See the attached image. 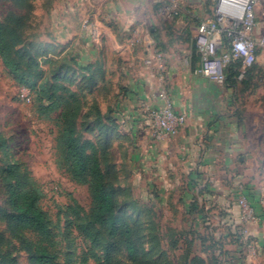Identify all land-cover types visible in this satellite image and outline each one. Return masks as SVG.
Masks as SVG:
<instances>
[{"label":"rangeland","instance_id":"rangeland-1","mask_svg":"<svg viewBox=\"0 0 264 264\" xmlns=\"http://www.w3.org/2000/svg\"><path fill=\"white\" fill-rule=\"evenodd\" d=\"M99 1L0 0V18L5 19L11 12L28 17L19 33L28 42L33 68L44 71L51 84L65 87L68 91L62 93L77 106V135L95 145L102 169L114 186L117 211L130 223L141 249V258L135 264H191L197 256L203 264H264V170L248 171L247 176L249 182L262 189L263 203H257L262 212L250 199L253 193H248V185H241L235 194L245 193L262 221H243L235 196L228 221L219 210H209L206 202H192L187 168L174 156L158 151L156 141L160 140L144 122L129 118L124 69L109 68L116 59L109 47L98 60L107 68H94L91 53L97 38L93 29L98 30V39L104 35L95 18ZM214 3L206 0L203 5L209 19ZM174 11L173 2L156 8L157 15L169 21L180 17ZM255 16L264 32V0H257ZM200 23V19H194L196 29ZM151 25L143 27L144 34L156 26ZM194 31L183 47L188 46L189 62L199 69L201 58ZM246 73L236 83L234 96L245 101L253 144L257 146L262 140L259 147L263 151L254 157L263 161L264 127L260 130L258 118L264 115V107L259 105H263L264 89L259 92L258 88L264 87V51L258 53ZM58 113H41L34 91L20 82L0 56V132L6 140L3 146L0 143V212L10 210L2 170L18 161L43 188V206L51 218L58 260L64 264L66 254L72 252L77 258L89 248V242L70 222L90 221L92 195L87 185L73 180L62 166ZM34 239L36 235L30 231H13L0 216V264H31L23 241ZM90 264L100 262L92 259Z\"/></svg>","mask_w":264,"mask_h":264},{"label":"crops","instance_id":"crops-1","mask_svg":"<svg viewBox=\"0 0 264 264\" xmlns=\"http://www.w3.org/2000/svg\"><path fill=\"white\" fill-rule=\"evenodd\" d=\"M205 1H99L100 5L94 9L95 12L99 10L95 18L103 27L104 35L94 43L91 56L96 62L95 69H105L106 65L98 60L105 56L109 47L116 58L109 68L124 69L130 103L128 116L131 121L144 122L149 130V117L162 105L159 95L163 86L166 87L176 113L185 114L187 121L177 135L156 141L158 151L174 156L187 168L192 202H206L209 210H219L228 221L232 216L231 202L241 185L246 188L248 185L247 192L253 193L250 199L262 212V189L247 179L248 171L264 170V160L254 157L263 151L259 147L262 140L257 146L253 144L250 115L245 110V101L234 96L236 87L217 85L205 79L189 62L191 51L188 46L183 47V43L188 41L190 32L195 30L197 34L194 19L202 22L210 18L203 6ZM167 2H173L180 15L173 21L162 19L156 13L157 6ZM213 9L214 5L211 6L212 13ZM151 24L156 26L149 28V34H144L143 27ZM257 32L262 33L259 25ZM154 51L163 54V72L159 70L160 61L156 58L152 65L145 63ZM263 51L260 49L258 53ZM162 74L164 79H161ZM258 89L260 92L264 87ZM259 105L264 107V100L263 105ZM258 122L261 130L264 115ZM262 136L260 134L259 138Z\"/></svg>","mask_w":264,"mask_h":264},{"label":"trees","instance_id":"trees-1","mask_svg":"<svg viewBox=\"0 0 264 264\" xmlns=\"http://www.w3.org/2000/svg\"><path fill=\"white\" fill-rule=\"evenodd\" d=\"M27 20L28 17L20 18L14 12L5 19L0 18V56L4 65L20 82L34 91L41 113L50 116L59 112L58 144L62 166L73 180L87 185L92 195L90 221L82 223L71 219L70 222L79 235L89 242V248L77 258L72 252L66 254L64 264H90L92 259L100 264L138 263L142 255L141 249L130 223L117 211L116 192L102 169L96 147L92 142L82 141L77 135V106L62 93L68 91L65 87L51 84L44 77V71L33 68L28 42L19 33ZM20 45H23L22 48ZM241 66L242 62L236 60L233 67L230 65L227 68L226 84L235 86L238 83ZM250 69L251 67L247 71ZM75 102L79 103L77 99ZM0 143L2 146L6 144L1 132ZM2 180L10 210L1 211V218L13 231H30L36 235L34 240L23 241L30 263L61 264L51 218L43 206L44 191L40 183L18 161L4 167ZM198 261L203 264L198 256L192 259L191 264Z\"/></svg>","mask_w":264,"mask_h":264},{"label":"built area","instance_id":"built-area-1","mask_svg":"<svg viewBox=\"0 0 264 264\" xmlns=\"http://www.w3.org/2000/svg\"><path fill=\"white\" fill-rule=\"evenodd\" d=\"M257 0H215L213 17L203 20L197 27L196 49L201 58L199 73L217 85H226V70L233 60L242 62L238 79L241 80L253 65L260 49H264V32L258 33L255 16ZM164 14L166 12L164 11ZM175 15L178 12L174 11ZM94 37L99 33L93 29ZM160 61L159 70L164 71L162 52L154 51L145 59L152 65ZM164 79V75H161ZM159 98L162 105L149 117L153 136L162 140L168 135H177L186 124V115L176 113L174 104L165 86ZM241 219L247 223L262 221L245 193L235 199Z\"/></svg>","mask_w":264,"mask_h":264}]
</instances>
